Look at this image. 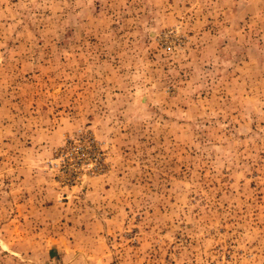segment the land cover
Segmentation results:
<instances>
[{
  "label": "rangeland",
  "instance_id": "374dc122",
  "mask_svg": "<svg viewBox=\"0 0 264 264\" xmlns=\"http://www.w3.org/2000/svg\"><path fill=\"white\" fill-rule=\"evenodd\" d=\"M0 264H264V0H0Z\"/></svg>",
  "mask_w": 264,
  "mask_h": 264
}]
</instances>
